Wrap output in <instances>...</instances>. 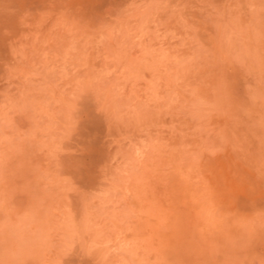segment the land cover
Masks as SVG:
<instances>
[{
	"label": "rangeland",
	"instance_id": "1",
	"mask_svg": "<svg viewBox=\"0 0 264 264\" xmlns=\"http://www.w3.org/2000/svg\"><path fill=\"white\" fill-rule=\"evenodd\" d=\"M0 264H264V0H0Z\"/></svg>",
	"mask_w": 264,
	"mask_h": 264
},
{
	"label": "bare ground",
	"instance_id": "2",
	"mask_svg": "<svg viewBox=\"0 0 264 264\" xmlns=\"http://www.w3.org/2000/svg\"><path fill=\"white\" fill-rule=\"evenodd\" d=\"M220 178L227 180V177H226V175H225V176H224V175H222V176H220ZM225 180H224V182H225V183H227V185H228V180H227V181H225Z\"/></svg>",
	"mask_w": 264,
	"mask_h": 264
}]
</instances>
